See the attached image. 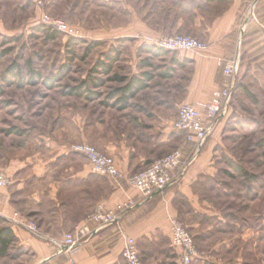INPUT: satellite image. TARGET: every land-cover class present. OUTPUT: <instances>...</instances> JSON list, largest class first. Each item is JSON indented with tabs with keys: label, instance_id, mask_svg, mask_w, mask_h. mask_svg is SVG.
Listing matches in <instances>:
<instances>
[{
	"label": "crops",
	"instance_id": "obj_1",
	"mask_svg": "<svg viewBox=\"0 0 264 264\" xmlns=\"http://www.w3.org/2000/svg\"><path fill=\"white\" fill-rule=\"evenodd\" d=\"M168 2L173 7V25L166 30L191 34L205 40L207 46L200 51H166L146 44L139 53H133L127 59L134 67L132 72L116 76L122 84L112 93L116 114L109 121L111 126L131 128H126L123 138L94 141V145L112 156L125 176L176 147L182 148L183 161L173 171L170 186L143 201L134 186L123 182L117 187L108 176L92 171L85 157L53 149L45 139L44 149L3 168L10 184L0 188V227L8 225L14 232L15 240L9 247L15 244L16 255L30 253L32 262L25 264H125L121 256L123 234L136 240L139 254L154 252L168 260L166 248L174 247L170 242V216L179 217L188 229L194 227V240L203 235L214 248L228 244L214 236L216 227L227 224L226 211L215 206L217 198L227 192L225 180L238 175L243 181L240 192L248 198L261 172L248 164L257 156L261 159L262 154L257 155L255 149L262 147L264 137L248 145L245 141L228 143L227 139L234 133L255 130L254 122L264 127V121L255 120L256 115L243 104L249 101L259 107L255 112L264 116V0ZM233 58L239 74L230 110L221 113L202 145L187 142L184 132L173 130L178 106L193 103L203 111L211 92L221 86L222 63ZM239 146L244 152L237 160L232 152ZM128 197L136 199L137 204L124 213L119 226L99 228L73 255L58 244L95 206L112 208ZM14 211L25 221L33 220L37 229L31 232L9 220ZM96 225L89 224L91 228ZM175 250L178 256L179 249Z\"/></svg>",
	"mask_w": 264,
	"mask_h": 264
},
{
	"label": "rangeland",
	"instance_id": "obj_2",
	"mask_svg": "<svg viewBox=\"0 0 264 264\" xmlns=\"http://www.w3.org/2000/svg\"><path fill=\"white\" fill-rule=\"evenodd\" d=\"M41 1L43 5L37 7L32 0H0V170L4 173L3 168L16 160L44 149L45 139L53 149L68 151L75 142L94 145V141L123 138L131 126H111L109 121L116 114L112 93L122 84L116 76L129 75L134 69L127 59L146 46L147 37L193 36L166 30L173 25V7L166 0ZM43 14L78 29V35L45 25ZM114 56L118 59L112 60ZM104 66L110 68L108 72ZM243 104L256 115L255 120L264 121L254 110L259 107L249 101ZM248 112L244 111L246 116ZM254 123L255 130L231 134L227 142L245 141L248 145L263 138L264 127L259 121ZM234 151L237 160L244 152L241 146ZM255 151L262 154L261 159L257 156L248 166L261 172L248 198L240 192L243 181L238 175L226 178L227 192L217 198L215 206L226 211L227 224L216 227L214 236L228 244L214 248L203 235L195 237L199 256L192 264H264V140ZM193 228L188 229L192 236ZM12 247L0 264L32 262L30 253L16 255L17 247ZM150 255L139 254L142 264H182L174 247L166 248L168 260L154 252Z\"/></svg>",
	"mask_w": 264,
	"mask_h": 264
},
{
	"label": "built area",
	"instance_id": "obj_3",
	"mask_svg": "<svg viewBox=\"0 0 264 264\" xmlns=\"http://www.w3.org/2000/svg\"><path fill=\"white\" fill-rule=\"evenodd\" d=\"M32 1L37 7L43 5L41 0ZM42 22L54 30L56 29L67 35H78L79 33L78 29L65 24L58 18H52L48 14L42 15ZM146 40V43L154 48L166 51L187 49L200 51L207 46L206 42L200 41L193 36L177 33L160 35L154 38L147 37ZM221 73V86L211 92V99L204 105L203 111L193 103H182L177 108L176 117L172 122L173 130L184 132V139L187 142L202 145L221 113H226L228 110L237 80L238 64L236 58L224 61ZM68 151L85 157L89 161L92 171L108 176L117 187L122 186L123 182L132 187L134 186L143 201H147L167 189L173 179V171L183 161V150L180 147H176L160 158L151 161L143 169L134 172L130 176H125L122 170L117 168L114 158L105 152H101L93 144L75 142L68 146ZM9 184V177L0 170V188ZM136 204L137 200L130 197L120 201L112 208L98 204L87 214L82 223L76 224L72 231L65 233L58 244L64 245L65 251L70 255L75 254L83 243L88 241L99 228L108 225L119 226L124 213L133 209ZM7 218L15 224L24 225L31 232L37 229L33 220L25 221L18 211H14L11 217ZM90 222H95L97 224L96 227L91 228L89 226ZM169 227L170 242L175 248L179 249L178 256L181 263L192 264L199 256L194 237L176 216L169 217ZM123 243L121 256L124 258L125 264H142L136 240L123 234Z\"/></svg>",
	"mask_w": 264,
	"mask_h": 264
},
{
	"label": "trees",
	"instance_id": "obj_4",
	"mask_svg": "<svg viewBox=\"0 0 264 264\" xmlns=\"http://www.w3.org/2000/svg\"><path fill=\"white\" fill-rule=\"evenodd\" d=\"M108 66H104V71H109ZM2 218H0V221ZM15 235L8 225L0 227V256H3L9 249V246L14 242Z\"/></svg>",
	"mask_w": 264,
	"mask_h": 264
}]
</instances>
